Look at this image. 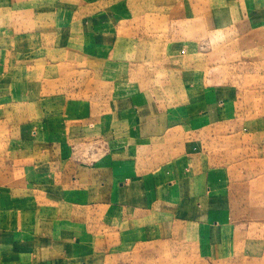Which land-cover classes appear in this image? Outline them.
<instances>
[{"label":"crops","instance_id":"obj_1","mask_svg":"<svg viewBox=\"0 0 264 264\" xmlns=\"http://www.w3.org/2000/svg\"><path fill=\"white\" fill-rule=\"evenodd\" d=\"M12 1L0 0V7L4 4L9 6ZM215 5V10L213 5L199 10L204 11L201 15L203 18L184 16L179 19L177 23L181 30L178 31L183 38L177 42L174 38L170 40L169 35L159 33L156 34L157 39H154L156 43L151 41L149 44L141 37L130 45V40L128 42L126 39L125 42L112 45L108 42L116 35L114 26L109 28L105 25L102 28L100 25L98 29H94L91 25L94 18H91L86 28L87 34L98 35L100 39L97 42V39L89 38L87 45L90 47L87 50L79 49V63L74 69L81 78L89 79L87 86L79 93L83 98L88 96L86 104L79 109L87 111V116L80 125L69 122L72 120L53 122L52 117H41L37 102L35 105L29 100L32 94L30 91L28 97L29 88L21 91L22 88L0 87V98L7 102L0 103V122L6 124L0 125V134L4 136L6 129V137L10 136L9 142L14 144L12 149L15 153L12 156V149L9 147L7 157L12 156L14 160L25 162L24 174L17 170L19 165L16 161L7 163V171L0 168V241H6L2 245L9 247V253L22 252L26 264H84L97 256V236L93 234L92 225L84 214L91 212L96 216L97 212L101 214L98 209L102 208L109 222L121 227L125 225L124 227L139 229L143 224L151 222L153 237L165 234V223L160 222L158 217L154 219V215L159 209L168 206L170 219L167 222H185L199 226L208 224L207 210L211 207L208 204V193L212 192L213 183H209L206 173L211 166H219V162L212 163L210 156L219 158V149H222L219 143H232L239 135L219 134V127L230 124L228 120H221L219 102L225 107L228 105L224 110L230 115L229 102H233L238 91L235 92L227 84L221 87L219 81L210 86L205 84L210 63L204 65L199 72L184 68L186 76L190 70L191 78L197 73L203 80L201 85H197L199 90H193L191 80L183 83L181 78H177L179 76L172 74L171 61L177 59V47H182L181 56L187 59L199 56V35L217 33L219 21H223V25L231 24L229 22L232 19H223L217 8L219 4ZM248 15L250 16L249 13ZM231 17L235 18L232 13ZM196 20L199 21L196 23ZM69 29L72 35L80 32V28L76 29L74 25L67 30ZM167 31L170 32L169 29ZM70 45L72 43L67 46ZM62 46L57 45L61 47V53L65 51ZM112 46L117 49L113 51ZM129 46L133 49H127ZM61 55V62L55 61L58 63L59 74L49 70L45 73L43 70L40 78L46 77L61 83L64 80L68 83L73 78L72 72H64V69L67 65L70 69L75 58H69L67 54L65 57L64 54ZM204 60L205 57L203 62ZM49 62L53 60L50 59ZM98 62L104 64V69H108L105 63L118 64L119 69L114 76L107 70L102 75H97ZM144 64H151L156 70L157 80L165 78L166 83L159 82L157 87H147V83L137 84L139 88L134 90L131 80L136 71L145 67ZM128 66H136L137 69ZM217 66L219 61H216L213 68ZM166 72L169 75H165ZM213 72L215 74L212 77L219 80V70ZM28 77L35 78L25 76ZM97 78L102 85L98 92L91 87V81L96 82ZM111 79L115 84L112 86H118V91L110 88ZM44 87H41L40 93ZM67 89L68 86L65 87L66 91ZM193 92L200 96L199 100L191 99ZM90 94H93V98ZM174 96L178 100L182 96L183 100H180V107L177 109L179 113L182 111L177 118L178 122L170 115L172 109L166 105L169 104L167 101L175 100ZM188 97L190 98L187 99ZM62 107H65L64 103ZM69 109H73V105ZM2 117H7V121ZM231 121L233 123L235 120L231 118ZM52 123L55 125H51ZM52 126L60 128L54 131ZM192 128L198 129L193 131ZM92 136L105 138L109 144V154L94 163L74 161L71 145ZM149 143L155 145L151 149V159L149 158L152 167L141 162L143 157L140 150ZM176 144H179L178 147ZM160 149L166 153L180 150V154L153 164L154 159L160 156ZM153 151L157 152L154 154ZM19 173L24 177L15 178ZM167 192H173L175 197L165 199ZM51 200H55L53 205L58 208L49 214L47 207ZM193 210L200 214L195 216ZM212 218L210 223L217 229L221 221L228 220V217ZM16 246L23 248L16 249ZM33 255L37 256L35 260H32Z\"/></svg>","mask_w":264,"mask_h":264},{"label":"rangeland","instance_id":"obj_2","mask_svg":"<svg viewBox=\"0 0 264 264\" xmlns=\"http://www.w3.org/2000/svg\"><path fill=\"white\" fill-rule=\"evenodd\" d=\"M215 4H219L217 8L223 19H232L229 22L231 24L223 25V21H219L217 33L210 34L209 31V36L206 33L200 34L201 42L197 48L201 53L199 56L187 59L181 56L182 47H177V59L171 61L172 74L179 76L177 78H181L183 83H189L191 80L193 90H199L197 85H201L203 80L197 73L191 78L190 70L186 76L183 73L184 68L195 72L210 63L205 84L210 86L219 81L221 87L227 84L235 92L238 91L233 102H229L230 115L224 110L228 105L225 107L219 102L221 120L230 121V124L219 127V134L239 135L232 143H219V147L222 146V149H219V158L210 156L212 163L219 162V166H211L206 173L209 183H213V190L208 193V204H211L207 210L208 224L199 226L185 222H167L166 220L170 219L168 206L159 209L154 215V219L158 217L160 222L165 223V234L153 237L151 222L143 224L142 228L134 229L109 222L108 216L103 214V208L98 209L101 214L97 212L96 216L91 212L85 213L84 216L92 225L93 234L97 236V256L84 264H264V0H13L9 6L1 5L0 87L22 88L21 91L29 88L28 97L32 91L29 100L35 105L37 102L41 117H52L53 122L72 120L69 122L80 125L87 116V111L79 109L86 104L88 96L83 98L79 93L87 86L89 79L81 78L74 69L79 63V49L87 50L90 47L87 45L89 38H95L97 42L100 39L98 35L87 34L86 28L91 18H94L91 22L94 29L100 25L102 28L105 25L109 28L114 26L116 35L108 42L112 45L125 42L124 39L128 42L130 40V45L141 37L149 44L151 41L156 43L154 39H157L156 34L159 33L167 34L170 40L174 38L177 42L183 38L182 33L178 31L181 26L177 21L184 16L200 18L204 11L199 10L211 8V5L215 10ZM231 13L235 16L234 19ZM72 25L76 29L80 28L79 34L76 32L72 35L70 29L67 30ZM68 43L73 46H67ZM56 44L63 45L65 51L61 53V47ZM111 49L114 51L117 47L112 46ZM127 49L133 48L129 46ZM98 53L95 54L97 57ZM61 54L75 58L71 68L67 65L64 69V72H72L73 78L68 83L67 80L61 83L46 77L40 78L43 70L45 73L49 70L59 74L56 62H61ZM50 59L53 62H49ZM216 61H219V66L213 68ZM105 66L108 69H104L103 63H97V75H102V72L107 70L114 76L119 69V65L114 63H105ZM144 66L135 72L131 80L134 90L139 88L137 84L147 83V87H157L159 82H165V78L160 77L159 81L157 80L156 70L151 64ZM129 67L137 69L136 66ZM214 70H219V80L212 77ZM166 74L169 75V72ZM26 75L35 78H25ZM99 81L98 78L96 82L91 81V87H94L96 92L102 88ZM112 81L111 79L110 88L118 91V86H112L115 85ZM42 86L45 87L40 93ZM221 90L222 88L219 91ZM90 96L93 98V94ZM174 97L175 100L167 101L169 104L166 105L172 109L170 115L177 121L182 113L177 110L182 96H179L180 100ZM199 98L200 96L193 92L191 99L197 101ZM3 102L0 98V103ZM71 105L73 109H69ZM231 118L235 120L233 123ZM2 119L7 121V117ZM192 122H195L194 119ZM1 124L6 125L0 122ZM51 128L55 131L59 130L60 126ZM192 129L194 131L198 128ZM5 130L4 136L0 134V168L7 171V163L16 161L19 165L17 170L23 171L24 174L25 162L14 160L12 157L15 155L12 149L14 144H10V136L6 137ZM254 136L256 139L253 140ZM176 145L178 147L179 144ZM154 146L145 144L140 150L143 157L141 162L145 166L152 167L150 159ZM9 147L12 149V156L7 157ZM71 147L73 160L85 164L94 163L110 152L109 144L102 136L84 138ZM179 151L166 153L160 149V156L152 163L156 164L168 157L179 155ZM153 152L155 154L157 151ZM23 174L19 173L15 178H22ZM174 197L173 192L165 194V199ZM54 202L55 200H51L50 206L47 207L49 214L58 208L53 205ZM193 214L198 216L200 213L193 210ZM212 216L222 219L228 217V220L221 221L217 229L210 223ZM2 243L6 241H0V264H26L22 252L14 250L16 253H9V247L3 246ZM36 258V255L32 256V260Z\"/></svg>","mask_w":264,"mask_h":264}]
</instances>
